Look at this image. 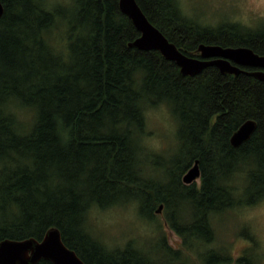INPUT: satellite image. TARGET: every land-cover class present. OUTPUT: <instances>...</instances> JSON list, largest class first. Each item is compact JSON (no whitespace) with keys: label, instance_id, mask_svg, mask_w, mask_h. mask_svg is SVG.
Instances as JSON below:
<instances>
[{"label":"trees","instance_id":"1","mask_svg":"<svg viewBox=\"0 0 264 264\" xmlns=\"http://www.w3.org/2000/svg\"><path fill=\"white\" fill-rule=\"evenodd\" d=\"M136 1L190 57H199L201 44L248 47L264 55V26L203 28L183 19L175 0ZM1 2L0 243L40 241L58 228L86 264H155L130 245L109 251L92 239L85 230L87 208L135 199L140 214L151 217L163 205L173 231L210 241L212 216L264 198V82L224 75L216 67L183 76L160 52L131 48L140 33L119 0H76L73 10L54 12L45 11L42 0ZM57 31L67 41L60 51L51 43ZM142 97L167 99L178 121V152L162 167L160 183L145 178L137 159ZM15 105L34 112L30 128H21ZM247 120H255L257 130L236 149L230 139ZM196 161L200 188L182 181ZM235 172L244 173L241 186L235 185ZM185 218L189 226L180 225ZM163 250L179 258L178 251ZM230 261L214 252L205 256V264ZM238 264L254 260L243 255Z\"/></svg>","mask_w":264,"mask_h":264},{"label":"clouds","instance_id":"2","mask_svg":"<svg viewBox=\"0 0 264 264\" xmlns=\"http://www.w3.org/2000/svg\"><path fill=\"white\" fill-rule=\"evenodd\" d=\"M40 6L48 12L58 8L71 11L76 7V0H42ZM175 6L183 19L203 28H216L221 23L249 30L264 26V0H175ZM136 86L139 90L142 78L137 77ZM138 106L142 108L145 123L139 133L137 159L140 168L146 171L156 156H165L178 147V125L167 99L156 101L154 97H142ZM242 175V172L234 173V176ZM139 206L138 200L130 199L126 204L102 210L93 202L86 210V223L112 234L116 229L132 225L139 236L145 237L150 235L151 225L139 218ZM230 211L240 230L247 232L245 249L252 251L256 264H264V198Z\"/></svg>","mask_w":264,"mask_h":264},{"label":"water","instance_id":"3","mask_svg":"<svg viewBox=\"0 0 264 264\" xmlns=\"http://www.w3.org/2000/svg\"><path fill=\"white\" fill-rule=\"evenodd\" d=\"M119 8L140 33L139 38L129 46L140 51L160 52L166 60L180 68L183 76L195 77L209 67H216L224 75L237 77L247 74L264 82V55L255 53L251 48L201 44L197 50L199 57H190L148 20L136 0H119ZM3 14L4 7L0 0V19ZM257 127L255 120L245 121L232 135L231 145L240 148L251 139ZM200 178L199 161H196L182 181L185 185H192ZM162 209L163 205L157 213ZM43 260L52 264H86L65 245L58 228L48 230L40 241L35 238L6 239L0 243V264H38Z\"/></svg>","mask_w":264,"mask_h":264},{"label":"rangeland","instance_id":"4","mask_svg":"<svg viewBox=\"0 0 264 264\" xmlns=\"http://www.w3.org/2000/svg\"><path fill=\"white\" fill-rule=\"evenodd\" d=\"M61 28H64V23L61 25ZM51 43H53L52 45L56 51H60L65 49L67 41L61 39V33L57 31L56 35L53 34L51 37ZM15 108L14 113L21 128H30L34 122V112L30 109L20 108L17 105H15ZM176 122L178 125L177 119ZM177 152L178 147L165 156H156L151 162V168L145 171V178L149 182H162L161 180L164 174L162 167L170 162L173 157L177 155ZM241 178L242 176L238 177L235 181V185H242L244 180ZM193 184H195L197 188H200L201 178ZM123 204L126 203H121L119 205ZM157 211L158 208L153 211L151 217L142 216L139 211V218L144 223L151 225V233L145 237L139 236L132 225L116 229L115 234L109 231H103L89 223H86L85 230L92 239L101 243V245L109 251H122L130 245L134 249L148 255V258H151L155 264H205V256L209 252L218 253L231 258L229 264H238V259L243 255L252 257L254 264H256L252 251L245 249L244 237L247 236V232L240 230L230 210L210 218L209 221L213 234L212 240L210 241L198 240L189 236L186 237V235L177 234L169 226V212L164 206L160 212L157 213ZM181 219H183V217H181ZM185 219L186 220H179L181 226L190 225L189 218ZM165 246L172 249L173 253L178 251L180 254L179 258L176 257L175 260L166 254L163 250ZM193 254H195L194 259Z\"/></svg>","mask_w":264,"mask_h":264}]
</instances>
